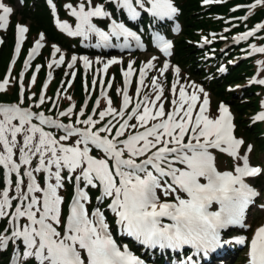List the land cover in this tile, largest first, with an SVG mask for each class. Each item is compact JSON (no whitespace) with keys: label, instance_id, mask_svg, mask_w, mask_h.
<instances>
[{"label":"snow or ice","instance_id":"snow-or-ice-1","mask_svg":"<svg viewBox=\"0 0 264 264\" xmlns=\"http://www.w3.org/2000/svg\"><path fill=\"white\" fill-rule=\"evenodd\" d=\"M48 2L54 10L52 0ZM108 2H115L125 9L131 19L140 15L137 6L143 9L146 2L150 3L148 11L154 16L168 17L177 12L172 0ZM212 2L204 0L205 4ZM256 4H264V0H256ZM65 7L78 22L75 29L59 20L58 26L71 36L83 37L84 41L95 38L94 44L86 46L117 47L112 43L113 38L119 40L123 37L124 43L119 46L127 48L130 46L128 38L139 41L136 33L123 22L111 19L108 31L93 22V18L111 17L103 4L84 0L75 7L72 4ZM12 11L11 7L0 2V28L7 27ZM259 28H264V24L243 33L238 39H247ZM27 31L26 26L17 25V53ZM157 39L162 51L170 54L171 43L163 37ZM43 40L41 33L31 49L30 58L43 47ZM253 51L264 53V47L253 46ZM60 52L61 49L54 45L53 57ZM79 59L85 69L93 63L87 56ZM64 60L61 54L58 60L49 63V68L53 64L59 66ZM76 62L77 57L73 55L68 67ZM28 63L25 62V67ZM96 63H103L102 70L107 72L110 65L120 61L112 58L103 62L98 58ZM152 67L149 60L140 69V85L144 84L145 69ZM168 67L165 63L160 69L161 74ZM175 71L179 74L180 70L176 68ZM132 73L130 62L127 71L123 72V106L117 112L109 99L108 107L99 112L100 121L109 115L113 119L124 117V109L130 102L128 84ZM48 76L51 78L52 73L49 72ZM258 82L264 84V80ZM8 83L7 79L0 82V91L5 90ZM92 83L95 85L96 80L93 79ZM151 83L156 92L155 99L145 95L118 128L109 120L104 127L93 131L98 121L91 115L84 120L77 118L76 124L88 126L80 128L61 123L43 112L33 113L16 104H0V166L8 175L6 186L0 190V218L8 217L11 224L10 229L0 232V249L6 248L10 242H19L23 250L17 253L22 255L18 264H145L143 259L129 251L127 245L121 248L117 244L106 212L112 213L113 223L121 234L134 237L147 247L158 245L160 248L180 249L192 245L205 252L221 244V230L243 223L245 210L260 195L248 180L254 181L264 175V168L250 163L248 154L253 151V145L248 144L245 154L241 155L245 141L234 135L231 113L221 103L215 118L206 114L209 99L203 87L193 84L196 90L189 95L181 85L178 98L171 100L173 107L166 112L164 103L157 105L163 96L162 85L156 77ZM177 83L172 84L173 95L177 92ZM21 90L22 103L23 84ZM136 92L140 93L139 87ZM198 93H203V102L193 115L200 99ZM44 100L41 95L39 104ZM71 113L70 107L59 115ZM34 116L40 125L53 126L63 130L64 134L57 139L51 132L32 123ZM133 118L136 123L130 124ZM254 119L264 120V112ZM113 128L115 135L111 138L101 135L112 133ZM129 128L143 130L119 139ZM72 137L78 138L67 143ZM93 148L102 155L90 154ZM17 153L18 158H14ZM218 154H226L232 159L231 170H220ZM13 173L16 177L15 195H10ZM37 174H40L39 178ZM68 183L74 184V194L66 203L60 191ZM89 189L100 193L95 197L98 203L91 208ZM13 201H16L14 206ZM213 205L218 207L210 211ZM163 218L171 222L163 223ZM239 242L244 243L245 238H239ZM247 243V264H264V225L255 230ZM190 261L188 258L186 264Z\"/></svg>","mask_w":264,"mask_h":264},{"label":"trees","instance_id":"trees-1","mask_svg":"<svg viewBox=\"0 0 264 264\" xmlns=\"http://www.w3.org/2000/svg\"><path fill=\"white\" fill-rule=\"evenodd\" d=\"M14 2L15 0H9ZM58 4V10L60 14H64L65 10L62 8L60 0H56ZM66 1V0H65ZM98 1H104L115 17H120L125 20L127 15L124 13V9L118 7L115 2L109 3L107 0H93V3ZM61 2H64L61 0ZM180 13L178 14V20L181 24V31L178 36L174 37L172 45V60L176 62L182 69L187 71L190 76L198 79L204 84V86L214 95L215 98L225 101L233 112L236 114V130L242 132L248 138H251L260 150L264 149V127L262 124L255 123L252 115L261 109L259 96L260 90H264V87L254 81L252 78L254 74L259 70V65L263 62V53L253 51V46L259 48L264 47V28L257 29L252 36L247 39H238L243 33L252 31L257 25L264 24V4H256V0H213L209 4H201V0H177ZM255 5L254 7H250ZM19 17L21 20H28L30 22V34H35L38 29H43L49 40L58 41L63 45H68L58 34L57 29L53 23L52 15L48 4L44 0H22L21 11H19ZM106 22V20H101ZM145 15L142 16V20L139 21V25L145 26ZM137 22H134V25ZM169 22L164 20V23L159 22L157 27H162L168 30ZM148 29L146 28V33ZM209 31H214V35H209ZM8 35L5 42L0 45V82L5 79L9 81L5 90L0 91V104L8 102L14 103L19 101V88L18 84V67L25 58V52L27 51L28 42L20 53L16 67L12 73L5 78V68L13 54L12 45L15 42L14 31L5 33ZM225 42V49H221L222 43ZM73 48L78 51L83 49L75 42ZM90 52H94L90 50ZM43 53H48L46 48L35 63L41 61V66L45 67L46 59H43ZM205 53H207L205 55ZM20 62V64H19ZM224 64V71L220 70L219 64ZM17 73L14 75V72ZM39 75L43 76V69L39 70ZM257 74V73H256ZM37 75L35 76V80ZM33 82V79L28 82ZM75 83H78V89L66 98V103L74 100L77 104H81L84 94L81 91V75L78 73L71 83L68 94H71V89ZM121 80L119 74L107 94L106 98L101 100L100 107H98L95 113L92 115L93 119L98 121L93 126V131L104 123H106L111 115L106 116L103 121L99 119V112L108 105V100L111 99L112 107L117 111L120 108L121 103ZM37 90V86H32L29 94L32 90ZM120 90V91H118ZM28 94V95H29ZM33 98L29 99L31 103ZM7 104V103H5ZM33 105V104H32ZM49 102L44 104L46 111L48 110ZM90 105L87 107L89 111ZM248 116V117H247ZM77 112L74 111L70 115H66L63 118L65 122H75L77 120ZM86 119L83 115L82 119ZM246 119H249L246 121ZM113 124L118 128L119 123H122L123 119H112ZM86 126V125H85ZM56 134L63 135V131L60 129H54ZM141 129H126L125 136L129 133ZM115 134V128L112 133H103L109 137ZM59 136H55L59 138ZM123 136V137H125ZM71 142L74 140L70 138ZM98 151L93 148L90 153L95 155ZM35 164V162H34ZM34 166V165H33ZM40 174H37L39 178ZM13 181V194L15 195V174L11 175ZM5 186L4 169L0 166V190ZM74 184L68 183L64 189L60 191V194L64 196L67 203L73 195ZM89 194L92 197V203L89 208L97 204L95 197L99 195L96 189H89ZM16 201H13V206ZM10 209L9 211H11ZM108 222L112 228V232L115 236L117 244L123 242L128 243L131 248H134L133 241L127 235L118 234L116 231V225L113 223V216L111 212H106ZM8 224V217L1 218L0 231ZM10 246L8 249L2 251L0 264H7L9 259ZM156 260V259H154ZM159 261V260H156ZM236 264V262L234 263Z\"/></svg>","mask_w":264,"mask_h":264},{"label":"rangeland","instance_id":"rangeland-1","mask_svg":"<svg viewBox=\"0 0 264 264\" xmlns=\"http://www.w3.org/2000/svg\"><path fill=\"white\" fill-rule=\"evenodd\" d=\"M62 1H65V0H62ZM0 2H3L5 5H7L13 9L12 13L9 14L7 27L6 28H0V42L3 40H4V42L6 41L8 35L4 36L5 33L9 34L10 32L14 31L15 36H16V41H15L14 45H12V48L15 49L16 48L15 45L17 44L16 43L17 42V25L18 24L24 25L27 28L31 27V25H30V22L28 20H21L19 17L18 13H19V11H21V1L20 0H15L14 2H10L9 0H0ZM81 2H84V0H70L69 2H67V4L75 3V4H73V6L75 7ZM60 3H62V5H63L66 2H61V0H60ZM65 5H63L62 8H64L63 10L67 11V15H68V12L71 13V11H70V9L66 8ZM62 22H66V21H62ZM77 22L78 21H75V22H73V26L71 25V27L73 29H75ZM59 30L60 31H57L58 34H60V35L62 34L61 37L66 42V44H69V46L73 45V42H76V40H83L84 41L83 37L71 36L67 32L63 31L60 27H59ZM40 31H41V29H38L34 34V37H36V39L34 40V44H35L36 40L39 39L37 37H38V34H40ZM26 33L24 34V38L22 41L24 43V45L26 42L25 41ZM93 42L90 41V39H89L87 41H84L83 43H85L86 45H89V44H92ZM42 45H43V47H46V46L49 47L48 46L49 44L47 43V40H45V39L42 41ZM69 46L66 45V47H64V46L59 47V45H58V47L61 49V52L57 53L55 57L52 56L50 62L53 59L58 60L59 56L61 54L64 55L65 60H64V63L60 64L59 66L53 64L52 67H55V68L59 67L60 68L59 70H61V71L66 70V77H69L70 75H72V73H76V70L79 68L82 69L83 71H85L86 74H89L90 72H94L95 73L94 79L96 80V84H99V88H100L98 91V94H97L98 95L97 98H99L101 88L104 85L103 83L100 82V79L103 77L106 80L108 72L110 71L111 74H114L115 77H113V78H115V80H116L117 75L119 74V72L117 71V67L122 65V66H124V68L128 69V64L130 62L134 63V64L138 63L139 68L136 70H133L132 77L129 78L130 79V83L128 86L129 97L131 98L133 96V93L135 92V89H137L139 87L140 93L135 94L137 97L136 98L137 102L142 100L145 95H148L150 97V99H155L156 92L153 90L154 86L152 85L151 81H152L153 77H156L164 89L161 101H157V105H159L160 103H164L166 112L170 111L171 108L173 107L171 105V100L174 98H178V95H179L178 90H179V87L181 85H183L185 87L186 92L189 95L193 91L196 90L192 87L193 84L198 85L200 87H203L202 84L196 78H192V77L188 76L186 72L179 69L180 70L179 74H177L175 69L178 67L176 65H174L173 62L170 61V57H172L171 51H170V54H165L162 51L161 47L156 48V51H153L152 49H150V50L145 51L143 53H135V52L128 51L126 54L114 53L113 55L107 56V57H101V56H94L93 57L92 55L76 54L74 51H72V49H69L70 48ZM89 47L90 46H88V48ZM151 48H152V46H151ZM37 53L35 55H33V58L36 57ZM73 55H75L77 57V62L71 68H69L68 65H69V63H71V58ZM82 56H87L91 61H93L92 65L87 69H85L84 64L82 63L81 59H79ZM43 57H44L43 59H46V61H47L49 54L43 53ZM262 57L264 60V53H263ZM98 58L103 62H106L107 60L112 59V58H116L117 60L120 61V63L110 65L107 72H104L102 70L103 69V63H99V64L96 63V60ZM153 58H155V59H153ZM149 60L152 61L153 67L149 68V69H145L146 74H145L144 78H146V79H144V84L140 85V83H139V81H140V69ZM40 62L41 61H39V63ZM141 63H144V64L140 66ZM165 63H167L169 67L163 74H161L160 69L163 68ZM19 64H20V62H19ZM45 64H46V62H45ZM64 65H65V69L63 68ZM127 69L125 71H127ZM259 69H260V71H257L256 77H253V79H252L253 81H255L257 83H259L258 81H260V80H264V64L261 63L259 65ZM5 71H7V65H6ZM16 73H17V71L14 72V75ZM79 73L81 75V87H82L81 91L84 93L85 88L88 87L93 76L88 77V83H87V85H85L83 82V74L81 71H79ZM33 75H34V73H32V75L27 73L25 81L23 82V102L21 103V94H19V101H18V105L21 108H28V106L32 105L31 103L35 101V98H33L32 102L30 103L29 99L31 98V96H37L39 92L43 91L48 98L53 97L54 100L57 101V103H58L56 106V110L54 112L50 113V115L55 120H58L59 122H61V118L59 117L60 116L59 113L61 111H66L68 108H70L72 106L74 107V111H76L77 114L81 111L82 102H81V104H79L78 107H77V104L74 100H71L68 103L65 102L66 98L70 97V95H72V93H74L78 89V83H75V85L73 86V89H71V91H70L71 94H68L69 88L71 87V86L68 87V84L70 83V81L72 79H69L66 83H64L63 82L64 75L62 73H59L58 75H52L51 78H49L48 72L46 71V69L44 67L43 68V76L41 77L38 73L35 82L31 81L29 83L28 80H29L30 76L33 78ZM119 76H120V74H119ZM124 80H125V78L123 75V82H124ZM176 81H178L177 92L175 95H173L172 84ZM45 82H47V84H46V87L43 89V84H45ZM259 84L264 86V84H261V83H259ZM32 86H37V90L34 89L29 94V91L31 90ZM19 89L21 90V85H20ZM204 90L208 94V99L211 100V104L209 105L208 112L206 114L210 115L212 118H215L219 114L218 108L222 102L220 100H218L217 98H215L213 95H211L206 89H204ZM198 95L200 96V99L197 101V107L194 109L193 115H195L196 112H198L199 105L203 102V93H198ZM87 97L88 96H86V98ZM259 102L262 103V109L260 111H258L261 113V112H264V90H260ZM5 103H8V102H5ZM107 107H108V105L106 106V108ZM30 108L32 110H35V109H33V107H30ZM57 111H60V112L57 113ZM140 111H142V108L140 109ZM153 111H155V109ZM258 112L254 114V117L259 114ZM230 113L232 115V122L233 121L235 122L236 121V115L232 112H230ZM0 118H2V116H0ZM34 120L38 122V120L35 118V116L33 117L32 121H34ZM247 120H249V119H246V121ZM263 121L259 120L258 124H262V126L264 127ZM14 123H18V121H14ZM135 123H136V121H135ZM48 126H50V125H43V127H48ZM44 130L48 131L45 128H44ZM53 134L59 136L58 134H56L55 130H53ZM234 135L237 138H242L245 141V144L241 146V150H240L241 155L245 154L246 147L248 144L253 145V151L248 154L250 163H251V165H258V166H261L262 168H264V150L258 149L257 148L258 146L256 145V143L251 138H248L246 135H244L241 131L238 132L236 130L234 132ZM18 139H20V137H18ZM75 139H77V137ZM67 143H72V142L68 141ZM0 149H2V146H0ZM101 155H102V153L100 152L96 156L99 157ZM14 158H18V153H17V156ZM218 167L221 170H231L233 167V161L226 154H218ZM26 179L27 178H25V180ZM254 181H255V183L257 182L259 185H260V183H262V185H263L262 191L263 192L261 191V196L254 198V201H256L257 203L253 202L252 204L249 205L248 209L245 210V215L248 212V214L246 216H247V220L250 221L251 226L250 227L248 226L245 228L246 229L245 230L246 236L241 235V237L245 238V242L241 243V247H242L241 253L239 255L233 257L232 259H228V260L225 259V261L222 264H234L235 259L238 260V264H247L248 251H249L247 241H250L253 233L255 232V230L258 227L264 225V207H261V205H264V175L257 177ZM12 190H13V186H10V195L13 194ZM217 207L218 206L213 205L211 208L216 210ZM8 228L9 229L11 228L10 223H9ZM9 244H13V243L10 242ZM14 245H19L22 248V245H20L19 242H17ZM245 246H246V248H245ZM1 250L2 249H0V251ZM11 253L13 254V252H11ZM0 259H1V255H0ZM20 259H22V256L20 257Z\"/></svg>","mask_w":264,"mask_h":264},{"label":"bare ground","instance_id":"bare-ground-1","mask_svg":"<svg viewBox=\"0 0 264 264\" xmlns=\"http://www.w3.org/2000/svg\"><path fill=\"white\" fill-rule=\"evenodd\" d=\"M0 219H1V218H0ZM154 258H155L156 260H164V259H165L164 255H162V254H158V255H156Z\"/></svg>","mask_w":264,"mask_h":264}]
</instances>
